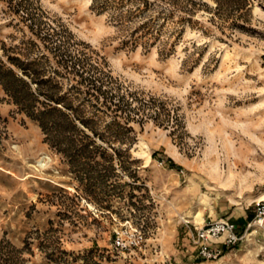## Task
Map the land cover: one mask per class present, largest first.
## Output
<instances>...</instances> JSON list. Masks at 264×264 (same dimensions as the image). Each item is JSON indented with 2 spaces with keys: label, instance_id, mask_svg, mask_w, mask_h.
Wrapping results in <instances>:
<instances>
[{
  "label": "rangeland",
  "instance_id": "374dc122",
  "mask_svg": "<svg viewBox=\"0 0 264 264\" xmlns=\"http://www.w3.org/2000/svg\"><path fill=\"white\" fill-rule=\"evenodd\" d=\"M256 202L264 0H0V264H264Z\"/></svg>",
  "mask_w": 264,
  "mask_h": 264
},
{
  "label": "built area",
  "instance_id": "2783aa9c",
  "mask_svg": "<svg viewBox=\"0 0 264 264\" xmlns=\"http://www.w3.org/2000/svg\"><path fill=\"white\" fill-rule=\"evenodd\" d=\"M256 218L257 223H261L262 217L264 215V203L256 202ZM223 236L225 241L228 244H235L241 239L235 230V226L233 223H230L226 220H217L213 222H209L205 224L202 228L198 229L196 232V243L200 245L201 254L206 259H216L220 252L212 251L207 242L212 239H216L218 237Z\"/></svg>",
  "mask_w": 264,
  "mask_h": 264
},
{
  "label": "trees",
  "instance_id": "16d2710c",
  "mask_svg": "<svg viewBox=\"0 0 264 264\" xmlns=\"http://www.w3.org/2000/svg\"><path fill=\"white\" fill-rule=\"evenodd\" d=\"M21 71H22V74L27 76L28 78L32 77L30 72L27 70V68H21ZM6 72L8 74H10L19 84H21L23 87H25L26 90L28 92H30V94H31V84L27 79L23 78L21 75H19L17 72L12 70L11 68H8ZM35 83H36V85H38V82H35ZM47 97L51 98V100L54 101L55 103H58V104L62 103V101L59 98L54 99L50 96H47Z\"/></svg>",
  "mask_w": 264,
  "mask_h": 264
},
{
  "label": "bare ground",
  "instance_id": "6f19581e",
  "mask_svg": "<svg viewBox=\"0 0 264 264\" xmlns=\"http://www.w3.org/2000/svg\"><path fill=\"white\" fill-rule=\"evenodd\" d=\"M209 173H210L211 176L216 177L218 175V165L217 164H209Z\"/></svg>",
  "mask_w": 264,
  "mask_h": 264
}]
</instances>
